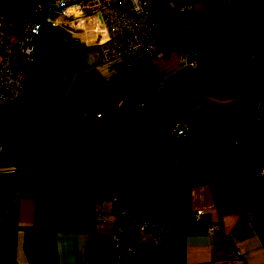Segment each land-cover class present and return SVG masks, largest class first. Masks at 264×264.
Segmentation results:
<instances>
[{
    "label": "crops",
    "instance_id": "0c3cea01",
    "mask_svg": "<svg viewBox=\"0 0 264 264\" xmlns=\"http://www.w3.org/2000/svg\"><path fill=\"white\" fill-rule=\"evenodd\" d=\"M179 2L197 41L161 89L33 51L20 100L0 101V264H102L120 208L169 228L118 264H264V0ZM27 14L0 0L7 37Z\"/></svg>",
    "mask_w": 264,
    "mask_h": 264
},
{
    "label": "built area",
    "instance_id": "2783aa9c",
    "mask_svg": "<svg viewBox=\"0 0 264 264\" xmlns=\"http://www.w3.org/2000/svg\"><path fill=\"white\" fill-rule=\"evenodd\" d=\"M25 1L28 14L13 37L6 36V31L10 30L8 24H0V101L14 104L21 98L23 81L33 63L36 39L33 20L45 6L52 7L67 20L96 15L106 32L104 41L95 46L99 69L116 77L126 76L144 90L161 89L173 70L192 64L197 31L193 19L185 16L191 9L190 4L160 0L168 6L169 16L153 19L149 8L154 0H46L47 4ZM143 106L139 101L133 110ZM186 131L183 120L177 118L168 134L180 136ZM203 213L196 209L191 221H200ZM168 228L167 222L145 220L120 208L112 228L111 255L102 264H118L123 254L131 253L135 233L149 232L150 240L155 243L165 237ZM215 229L216 224H208L206 233L211 235ZM239 255L238 251L226 250L223 264Z\"/></svg>",
    "mask_w": 264,
    "mask_h": 264
},
{
    "label": "rangeland",
    "instance_id": "374dc122",
    "mask_svg": "<svg viewBox=\"0 0 264 264\" xmlns=\"http://www.w3.org/2000/svg\"><path fill=\"white\" fill-rule=\"evenodd\" d=\"M42 12L34 20L35 26L38 27L34 43L37 57L48 52V43L51 45L49 47L51 53L58 56L63 55L62 66L67 64V67L71 68L74 62L78 64L82 55L85 58L88 57L92 62L97 60V56H94V47L104 41L106 32L96 15L91 14L87 17L67 20L50 6ZM188 12L185 13V16H188ZM149 13L153 19L165 18L169 16V8L160 0H154L149 8Z\"/></svg>",
    "mask_w": 264,
    "mask_h": 264
},
{
    "label": "trees",
    "instance_id": "16d2710c",
    "mask_svg": "<svg viewBox=\"0 0 264 264\" xmlns=\"http://www.w3.org/2000/svg\"><path fill=\"white\" fill-rule=\"evenodd\" d=\"M262 42H264V40H263ZM257 44H258V43H257ZM257 44H256V45H257ZM192 54H193V52H192ZM147 95H148V94L146 93L145 96L142 97V101L144 100V103H145V104H144V106H143L141 109H139V110H144V108L147 107V105L149 104L148 101H145V100H146L145 98H147Z\"/></svg>",
    "mask_w": 264,
    "mask_h": 264
}]
</instances>
